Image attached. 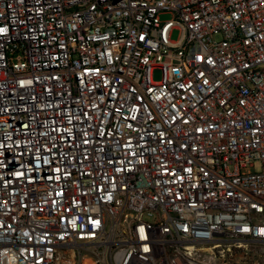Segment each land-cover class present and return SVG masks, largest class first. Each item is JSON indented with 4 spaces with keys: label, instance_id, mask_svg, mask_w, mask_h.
<instances>
[{
    "label": "built area",
    "instance_id": "1",
    "mask_svg": "<svg viewBox=\"0 0 264 264\" xmlns=\"http://www.w3.org/2000/svg\"><path fill=\"white\" fill-rule=\"evenodd\" d=\"M0 264H264V0H0Z\"/></svg>",
    "mask_w": 264,
    "mask_h": 264
},
{
    "label": "rangeland",
    "instance_id": "2",
    "mask_svg": "<svg viewBox=\"0 0 264 264\" xmlns=\"http://www.w3.org/2000/svg\"><path fill=\"white\" fill-rule=\"evenodd\" d=\"M160 18H161V20H168V19H170L171 18V15L170 14H162L161 16H160ZM179 37V31H177V30H174L173 32H172V39L173 40H176L177 38ZM154 78H155V80H159L160 78H161V71L160 70H156L155 72H154Z\"/></svg>",
    "mask_w": 264,
    "mask_h": 264
}]
</instances>
